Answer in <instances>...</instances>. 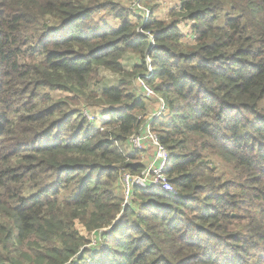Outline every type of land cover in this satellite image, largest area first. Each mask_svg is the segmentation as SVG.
Masks as SVG:
<instances>
[{
  "label": "trees",
  "instance_id": "16d2710c",
  "mask_svg": "<svg viewBox=\"0 0 264 264\" xmlns=\"http://www.w3.org/2000/svg\"><path fill=\"white\" fill-rule=\"evenodd\" d=\"M134 2L137 24L117 0H0V264H264V0H180L165 21ZM138 77L166 106L176 193L137 185L124 207L121 174L144 168L128 141L159 104Z\"/></svg>",
  "mask_w": 264,
  "mask_h": 264
},
{
  "label": "built area",
  "instance_id": "2783aa9c",
  "mask_svg": "<svg viewBox=\"0 0 264 264\" xmlns=\"http://www.w3.org/2000/svg\"><path fill=\"white\" fill-rule=\"evenodd\" d=\"M152 73L153 69L149 66V73L145 78H149ZM140 82L142 83L143 92L158 99L159 104L156 112L140 116L143 121L141 131L134 134L128 141L129 151L131 154L139 156V162L144 168L138 175H133L128 171L121 174L120 185L124 196V207L131 204L134 187L137 185L144 188H159L169 194L176 193L167 175L170 152L162 144L160 137L153 131V122L165 112L166 106L164 100L155 94L143 80H140ZM85 115L90 121L94 120L89 111H85Z\"/></svg>",
  "mask_w": 264,
  "mask_h": 264
},
{
  "label": "rangeland",
  "instance_id": "374dc122",
  "mask_svg": "<svg viewBox=\"0 0 264 264\" xmlns=\"http://www.w3.org/2000/svg\"><path fill=\"white\" fill-rule=\"evenodd\" d=\"M120 4H122L126 9H129L132 11V13H135L137 17H132V21L137 24L138 18L142 12L141 15H146L145 19H148L149 13H150V8H143L136 4L134 0H117ZM180 3V0H158V10L156 13V18L161 21L168 20L170 11L175 9L178 4ZM140 8V9H139ZM142 10V11H141ZM141 11V12H140ZM139 15V16H138ZM95 21L98 24H105L107 23L108 25L112 27L118 26L120 23L115 21L112 16L105 14V13H100L97 14L95 17ZM180 28L182 32L186 35V41L185 42H193V34H192V28L193 24L189 23L188 21H184L181 25ZM193 44V43H192ZM134 57L133 55H128L125 60H124V68L125 70H130L133 66L134 63ZM121 80V77L113 74L105 69H101L99 76H98V81L101 83L100 84V89L104 88H110L117 86L118 82ZM142 80L141 78H137L136 81L138 83V86L140 89H142V83L140 82ZM54 97L60 98L63 96L60 93H55L53 94ZM70 194L63 193L62 197L67 198Z\"/></svg>",
  "mask_w": 264,
  "mask_h": 264
},
{
  "label": "crops",
  "instance_id": "0c3cea01",
  "mask_svg": "<svg viewBox=\"0 0 264 264\" xmlns=\"http://www.w3.org/2000/svg\"><path fill=\"white\" fill-rule=\"evenodd\" d=\"M179 5V4H178ZM120 26V24L118 26H116L115 28H118ZM134 64V63H133ZM158 110V105L155 106V108L150 112V113H154Z\"/></svg>",
  "mask_w": 264,
  "mask_h": 264
},
{
  "label": "water",
  "instance_id": "95a60500",
  "mask_svg": "<svg viewBox=\"0 0 264 264\" xmlns=\"http://www.w3.org/2000/svg\"><path fill=\"white\" fill-rule=\"evenodd\" d=\"M118 223V220L116 221V223L115 224H117Z\"/></svg>",
  "mask_w": 264,
  "mask_h": 264
}]
</instances>
